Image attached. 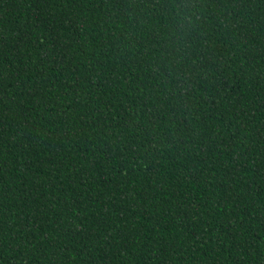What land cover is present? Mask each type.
<instances>
[{"label":"trees","instance_id":"1","mask_svg":"<svg viewBox=\"0 0 264 264\" xmlns=\"http://www.w3.org/2000/svg\"><path fill=\"white\" fill-rule=\"evenodd\" d=\"M0 264H264V0H0Z\"/></svg>","mask_w":264,"mask_h":264}]
</instances>
